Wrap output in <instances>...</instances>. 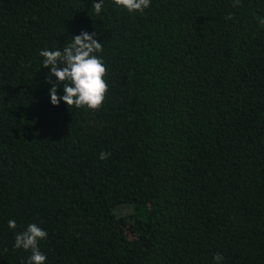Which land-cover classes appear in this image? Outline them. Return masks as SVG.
Returning <instances> with one entry per match:
<instances>
[{
  "label": "trees",
  "instance_id": "1",
  "mask_svg": "<svg viewBox=\"0 0 264 264\" xmlns=\"http://www.w3.org/2000/svg\"><path fill=\"white\" fill-rule=\"evenodd\" d=\"M92 5L0 0V264L31 223L45 264H264V0ZM82 31L98 110L53 105L39 54Z\"/></svg>",
  "mask_w": 264,
  "mask_h": 264
},
{
  "label": "clouds",
  "instance_id": "2",
  "mask_svg": "<svg viewBox=\"0 0 264 264\" xmlns=\"http://www.w3.org/2000/svg\"><path fill=\"white\" fill-rule=\"evenodd\" d=\"M237 3L240 0H236ZM117 6L126 8L130 13L143 12L150 6L151 0H114ZM95 12L99 14L103 8V0H93ZM231 18V16H229ZM264 24V19H260ZM95 33L82 31L79 35L73 36L71 43L62 50H41L43 67L51 66L50 72L46 74V80L52 85L49 89L51 103L58 105L61 100L70 106L77 108L87 107L98 110L107 95L108 83L105 79L107 68L101 56L96 55L103 51L101 41L94 38ZM51 77H55L53 81ZM58 83L63 84L64 95H57ZM110 153L101 152L100 159L106 160ZM8 226L17 227L14 219L8 221ZM47 231L36 223H31L26 230L18 232L15 236L16 248L31 250L28 264H45L46 255L40 250L38 242L47 238ZM213 259L219 264L223 256L217 253Z\"/></svg>",
  "mask_w": 264,
  "mask_h": 264
},
{
  "label": "rangeland",
  "instance_id": "3",
  "mask_svg": "<svg viewBox=\"0 0 264 264\" xmlns=\"http://www.w3.org/2000/svg\"><path fill=\"white\" fill-rule=\"evenodd\" d=\"M125 210V209H124ZM126 211V210H125Z\"/></svg>",
  "mask_w": 264,
  "mask_h": 264
}]
</instances>
